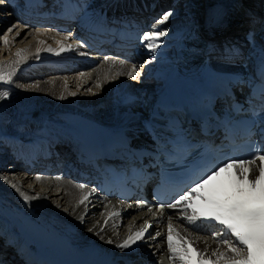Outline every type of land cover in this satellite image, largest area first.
<instances>
[{
  "label": "bare ground",
  "instance_id": "6f19581e",
  "mask_svg": "<svg viewBox=\"0 0 264 264\" xmlns=\"http://www.w3.org/2000/svg\"><path fill=\"white\" fill-rule=\"evenodd\" d=\"M47 1L9 0L8 3L0 5V28L16 25L13 32L9 33L10 44L5 46L0 41V66H8L3 70L12 72V83L5 84L0 81V96L4 92L8 93L7 98H0V173L5 166H7L6 172L8 173L4 176L0 175V219L7 221L4 228L10 227L16 231L13 223L21 220L22 214H19V211L25 201L21 192L30 198L39 195V199L25 201L27 206L33 208L32 212L34 213L29 214L31 218L40 217L36 213L37 211L51 213L58 217H67L70 222L78 226L79 231L84 232L92 239H99L98 241L105 244L108 240H112L114 243L133 228L129 222L121 230L114 228L113 221H109L105 226L104 216L106 212L113 209V204L104 205L100 198L95 196L82 205L79 201L87 194V189H80L78 186L74 188L68 181L61 182L51 177L36 176V173L32 174V168H30V174H26L24 172L26 167L21 169L23 164L19 162L18 165L13 163L9 166L8 161L10 159L16 161L20 157V161L29 159L34 163L42 161L47 164L51 159L49 156L59 152L69 158L73 150L72 146L75 147L77 143L76 136L84 135L94 127L106 132L109 131L106 128L110 127L109 124H112V128L127 131L139 129V126L143 124L142 120L146 118L145 114L156 103L158 95L167 89L172 79L175 76L181 79L189 74V69H185L186 63L180 70H177L180 62L179 56L185 48L186 39L191 38L197 30V25H200L201 17L198 16L199 14L197 15L194 8L196 2L194 0H88L90 5L81 19L97 16L99 13L104 15L118 13L123 17L122 15L127 16L134 10L143 11L145 15L153 13V16H160L161 19L165 13H172L164 23L155 21L153 29L150 30L167 33L157 41L159 47L154 54L166 53L168 60L163 71L158 73L159 77L152 95L146 100L138 102L135 93L136 87L144 85L151 88L153 86L151 83L152 74L149 71H144V67H140L142 56L134 57L128 62L125 60L127 57L112 51L103 54L111 55L110 57L99 58L88 52H86L87 55H81L80 53L84 52L81 47L83 45L77 47L80 42L75 36L73 38L72 35L65 34L68 39H64L63 35H58V33H62L61 31L39 28L40 31L37 32L34 28L28 29L20 24V19L24 18L27 7L42 9L40 7L42 4L53 5V2L47 3ZM200 1L204 6V15L206 14L209 19H213L215 22L217 17L221 16L223 25L219 26L216 35L218 37L215 40L222 41L231 38L233 45L238 47L243 45V49L247 40L254 41L255 44L247 49L246 56L250 57L254 64L264 60V41L257 35L259 31H264V24L259 27V23L264 18V7H261L259 2L256 0ZM68 4H71L70 0H68ZM246 11L254 13L251 23L241 16ZM245 21L250 23L253 33L238 31L236 33H244L238 36L239 40H234L236 34L234 37L227 35L235 29L246 27ZM256 21L259 22L257 25H255ZM229 26L231 29L228 30ZM17 30L20 31V36L15 35ZM28 33L31 34L28 35ZM26 35L27 38L24 39ZM0 36H2L1 33ZM201 39H205L208 43L204 51L211 50L212 66H214V61L218 56L224 57V55L213 51L214 44L208 41L214 39L210 40L206 37H201ZM244 39L247 40L243 43ZM40 41H44V43L41 44ZM57 41H61L66 46L71 45L73 51L57 55L55 51L45 50L49 47L59 50L60 44ZM124 47L126 50L128 49L126 43H124ZM20 49L25 51L22 57H17L16 53ZM37 49L40 51L38 52ZM93 50L99 52L96 48ZM146 50H148L146 47L142 49V51ZM236 56L228 60L220 59V61L239 64L234 60L237 58ZM106 58H111L116 63L112 64L111 60L106 62ZM17 60L20 62L13 64V61ZM120 61L124 63L121 64ZM133 66L136 67V71L130 76L128 73L131 72ZM231 67L229 64H222L220 69ZM133 76L137 78L133 79ZM97 83H100L102 87H96ZM73 92L76 95H71ZM61 95L65 99H59ZM31 112L34 113V120L32 122L22 121L21 117L27 113L31 114ZM138 141L147 143L141 134H139ZM138 147L135 146V148ZM20 150H25L26 154L18 155ZM39 156L41 161H39ZM107 162L113 163L109 160ZM38 166L41 165L38 164ZM14 172L22 175L16 178L12 176ZM37 177L40 179L37 180ZM30 180L35 181L37 187L28 186L27 183ZM6 181L15 183L18 188L19 184H27L26 186L30 189L23 191L20 188L18 192ZM8 214L16 220L13 219L14 222L7 220ZM0 223V226L3 227L4 222ZM102 228L103 231H101ZM196 238L202 248H204V244L211 245L210 239L202 236H196Z\"/></svg>",
  "mask_w": 264,
  "mask_h": 264
},
{
  "label": "snow or ice",
  "instance_id": "6c2138e0",
  "mask_svg": "<svg viewBox=\"0 0 264 264\" xmlns=\"http://www.w3.org/2000/svg\"><path fill=\"white\" fill-rule=\"evenodd\" d=\"M8 2L9 0H0V5ZM171 15V12L165 13L158 23H164ZM15 28L16 25L9 27L0 36L3 45L8 46L10 44L9 33H12ZM36 31L39 32L40 30L36 29ZM30 34L28 33V35ZM15 35L20 36V31L17 30ZM58 35H63L64 39H68V36L63 33H58ZM165 35H167L165 31L145 32L141 36V40L146 42L145 47L151 53H155L159 47L157 41ZM26 38L27 35L24 39ZM40 43L43 44L44 41H40ZM57 43L60 44L59 50H54L51 47L45 50L48 52L55 51L57 55L73 51L71 45L66 46L61 41H57ZM80 46L78 43L77 47ZM24 51V49L18 50L17 57H22ZM37 51L39 52L40 49ZM80 54L87 55L84 52ZM109 60L111 58H106V62ZM19 62V60L13 61V64ZM111 63L115 64L116 61L111 60ZM120 63L123 64L124 62L120 61ZM4 67L8 66H0V81L12 83V72L4 71ZM140 67L143 68L144 65H140ZM135 71L136 67L133 66L128 74L131 76ZM81 75L84 74L81 73ZM132 78L136 79L137 77L133 76ZM96 87H102V85L97 83ZM71 95L74 96L76 93L73 92ZM7 96L8 93L4 92L0 98H7ZM59 99L63 100L65 97L61 95ZM224 175L229 176L227 183L217 185V181ZM195 176L197 178L192 181L186 191H182L172 203H161L158 206V212L163 214L166 208L179 209L182 219L187 221L189 225L199 229L200 225L203 224L213 229L212 238L218 242V247L211 251L210 255L207 254V248L198 252L199 264H264V147L254 152L249 158H229L215 166L206 167L202 172L195 173ZM39 179L40 177H37V180ZM6 182L10 183L11 187L18 192L20 191L15 183ZM78 187L84 189L85 185L79 184ZM94 191L95 189L84 195L79 203L85 204ZM21 195L25 201L39 199V195L31 198L23 192ZM138 207L142 208L144 204L141 203ZM118 215L117 212L108 213V217L104 220L105 226L109 219ZM171 220L172 217L169 216L166 236L167 252L170 255L162 264H189L191 241L176 232ZM150 228H152V224L145 221L143 227L128 235L116 247L120 250L132 249L138 242L146 239L155 240L161 235L159 232H156L155 235L149 234ZM174 234L178 239H174ZM107 243L112 244L113 241L108 240ZM0 264L3 262L0 261Z\"/></svg>",
  "mask_w": 264,
  "mask_h": 264
},
{
  "label": "rangeland",
  "instance_id": "374dc122",
  "mask_svg": "<svg viewBox=\"0 0 264 264\" xmlns=\"http://www.w3.org/2000/svg\"><path fill=\"white\" fill-rule=\"evenodd\" d=\"M196 2H195V10L197 11V15L199 16V17H201L202 16V10H203V8H204V6H203V3L200 1V0H195ZM257 2H259L260 4L259 5H263L264 4V0H256ZM261 5V7H263ZM246 22V21H245ZM1 26V25H0ZM9 28V26L8 27H6V28H0V33H1V35H3L5 32H6V30ZM2 29V30H1ZM2 31V32H1ZM233 37L235 36V35H232ZM262 38H264V33H263V35H262ZM236 40H239V39H236ZM142 56H143V58L142 59H140V61H141V65H144V68L146 67V65H147V62L148 61H150V60H148L147 59V61H146V53H144V54H142ZM145 61H146V63H145ZM143 63V64H142ZM149 63V62H148ZM5 84H9V83H5ZM146 92V91H145ZM1 125V124H0ZM9 162V166H11V164L13 163V160H9L8 161ZM8 166V167H9ZM6 168H7V166H5V168L4 169H2L1 171H2V173H0V175L1 174H3V176L5 175V174H8L7 172H6ZM5 172V173H4ZM13 175L12 176H15L16 178H19L20 177V175H22V174H20V173H18V172H14V173H12ZM9 176V175H8ZM19 176V177H18ZM27 184H29L28 186H30V185H34L35 187H37V183L35 182V181H33V180H30V182H28ZM26 184V185H27ZM26 185H22V184H19V189L21 188L23 191H25V190H29L30 188L28 187V186H26Z\"/></svg>",
  "mask_w": 264,
  "mask_h": 264
},
{
  "label": "water",
  "instance_id": "95a60500",
  "mask_svg": "<svg viewBox=\"0 0 264 264\" xmlns=\"http://www.w3.org/2000/svg\"><path fill=\"white\" fill-rule=\"evenodd\" d=\"M33 117H34V113L33 112H31V114L30 113H27V114H25L23 116V120L24 119H32Z\"/></svg>",
  "mask_w": 264,
  "mask_h": 264
}]
</instances>
